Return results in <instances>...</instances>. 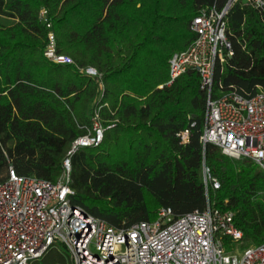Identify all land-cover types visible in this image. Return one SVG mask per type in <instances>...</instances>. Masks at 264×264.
Segmentation results:
<instances>
[{
	"label": "trees",
	"instance_id": "trees-1",
	"mask_svg": "<svg viewBox=\"0 0 264 264\" xmlns=\"http://www.w3.org/2000/svg\"><path fill=\"white\" fill-rule=\"evenodd\" d=\"M227 1L0 0V184L9 169L56 183L73 141L98 111L101 145L70 158L73 205L113 228L152 222L161 209L174 217L201 212L205 163L220 184L208 190V202L233 213L239 247L263 243L264 174L248 159L201 144L207 96L196 71L166 86L170 58L195 39L191 20ZM49 33L56 53L74 65L45 58ZM226 36L233 57L215 66L216 95L264 92V10L234 4ZM87 67L101 79L79 72ZM222 243L226 252L234 246L226 237ZM51 251L58 253L32 264H58Z\"/></svg>",
	"mask_w": 264,
	"mask_h": 264
},
{
	"label": "built area",
	"instance_id": "built-area-1",
	"mask_svg": "<svg viewBox=\"0 0 264 264\" xmlns=\"http://www.w3.org/2000/svg\"><path fill=\"white\" fill-rule=\"evenodd\" d=\"M240 1L264 10V0H228L221 10L201 9L189 26L195 35L193 43L169 60L166 86L188 70L196 71L207 96L201 144H211L233 160L248 159L264 174V92L257 89L244 98L234 92L216 95L213 87L215 66L233 57L226 18ZM44 56L55 65H74L56 53L52 33ZM79 72L101 79L92 67ZM103 135L96 111L86 134L73 141L56 183L20 177L8 170L0 184V264H32L60 248L71 264H264V242L241 249L242 233L234 225L233 213L211 208L208 190L217 191L220 184L205 163L202 179L207 202L201 212L174 217L170 209H161L152 222L113 228L73 205L70 158L81 149L99 147ZM188 135L187 130L179 135L180 144L187 142ZM223 237L234 243L229 252L223 247Z\"/></svg>",
	"mask_w": 264,
	"mask_h": 264
},
{
	"label": "rangeland",
	"instance_id": "rangeland-1",
	"mask_svg": "<svg viewBox=\"0 0 264 264\" xmlns=\"http://www.w3.org/2000/svg\"><path fill=\"white\" fill-rule=\"evenodd\" d=\"M51 252H52L51 257L53 256L54 258H56V263L61 264V261L63 260L64 264H71L70 259L63 248H60V250L58 251V253L61 255H58V253H56L55 251H51ZM59 256L61 257V259L59 258Z\"/></svg>",
	"mask_w": 264,
	"mask_h": 264
}]
</instances>
